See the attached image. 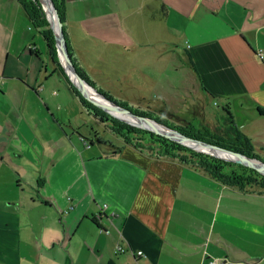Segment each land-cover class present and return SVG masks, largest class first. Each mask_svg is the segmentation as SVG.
Wrapping results in <instances>:
<instances>
[{
    "label": "crops",
    "instance_id": "obj_1",
    "mask_svg": "<svg viewBox=\"0 0 264 264\" xmlns=\"http://www.w3.org/2000/svg\"><path fill=\"white\" fill-rule=\"evenodd\" d=\"M65 18L114 97L214 125L216 98L264 153V0H66ZM34 36L0 0V264H264V191L87 141L93 116Z\"/></svg>",
    "mask_w": 264,
    "mask_h": 264
},
{
    "label": "trees",
    "instance_id": "obj_2",
    "mask_svg": "<svg viewBox=\"0 0 264 264\" xmlns=\"http://www.w3.org/2000/svg\"><path fill=\"white\" fill-rule=\"evenodd\" d=\"M53 1L57 6L59 15L63 22V30L67 41L68 51L77 73L85 81L94 86L99 92L104 94L108 99L129 108L136 114L153 118L160 123L168 125L169 127L178 129L188 136L217 144L219 146L244 153L251 157H257L264 161V153L256 152L250 138L236 125L228 104L224 103L222 105V113H216L217 121L214 128H211L207 124L200 121L195 123V120H190L187 125L180 126L155 112L141 109L125 100L117 99L110 92L104 90L99 84H97V82L83 66L70 41L68 30L65 26V0ZM18 2L28 15L32 27L36 28L43 35L50 56L53 61L56 62L57 68L61 72L62 76L69 83L71 92L77 97L82 108L92 115L93 118L104 123L109 130L119 136L124 143L130 144L140 151L147 152L149 155L154 157L172 158L184 163H191L194 166L203 169L206 173L218 181L229 186L238 187L245 191H264V174L260 173L256 169L241 163L230 162L206 153L194 151L188 146L169 139L161 134L121 122L85 98L72 84L62 68L58 58L55 34L40 1L18 0ZM190 64L195 72L198 73L197 66L192 56H190ZM262 150L264 151V148Z\"/></svg>",
    "mask_w": 264,
    "mask_h": 264
},
{
    "label": "water",
    "instance_id": "obj_3",
    "mask_svg": "<svg viewBox=\"0 0 264 264\" xmlns=\"http://www.w3.org/2000/svg\"><path fill=\"white\" fill-rule=\"evenodd\" d=\"M39 1H40L41 5H42L44 11L47 12L46 14H47V16L50 19L51 27H52V29H53V31L55 33L56 40H57L56 41L57 49H58V52H59L60 57H61V64H62L63 70L65 71L67 77L72 82V84L80 91V93L85 98H87L89 101L93 102L95 105L99 106L104 111H106L107 113L111 114L112 116L118 117L117 115L114 114L113 110H111L110 108L102 105L101 103L97 102L96 100L92 99L86 92H84L82 86L79 84V82L75 78H78V79L82 80L83 82H85L86 84H88L90 87H93L104 99H106L110 103H113L117 109L126 111V112L130 113L131 115H133L134 117H136L137 122L135 124L129 122L128 120H125V119L119 117V118L123 119L124 121H126L127 123H131L133 125H136L139 128L150 130V131H152L154 133H157V134H161V135H163V136H165V137H167L169 139L177 141V142H179L181 144H184V145H186V146H188L190 148L202 151V152H204L206 154H209V155H212V156H215V157L227 160V161H233V162H236V163H241V164L246 165L248 167L254 168L257 171H259L260 173L264 174V170L262 168H260L256 163L246 162V161L241 160L239 158V156H242V157L247 158V159H249L251 161L260 162V163H262L264 165V161H262L261 159H259L257 157H251V156L246 155L244 153H241V152H238V151H235V150H232V149H228V148H225V147H222V146H219L217 144H213V143L201 140V139H197V138L188 136V135L182 133L181 131H179V130H177L175 128L169 127L168 125H165L163 123L158 122L157 120H155L153 118L136 114L132 110H130L129 108H127V107H125L123 105H120V104H118L116 102H113L110 99H108L104 94L99 92L94 86H92L87 81H85L77 73V71H76V69H75V67H74V65L72 63L69 51H68L67 41H66V38H65L64 30H63V22L61 20V17L59 15V12H58V9H57V6L55 5L54 1L53 0H39ZM45 1L50 6L52 15L54 17V22L56 23V26L54 25L53 21L51 20V18L49 16V13H48V11L46 9V6H45ZM68 67H70V69H71V71L73 72L74 75H71V72H69ZM141 119H148L150 121H154L155 123H157L158 125H161L166 130H159V129H155V128L147 126V125H143L141 123ZM169 131L179 134L180 137L173 136ZM190 141L191 142H195L197 144H200L201 146L209 147V148H212V149H215V150L224 151V152H230V153H232L234 155V159H227V158H224V157H222L220 155L215 154L212 151L201 150V149L195 148L193 145H191Z\"/></svg>",
    "mask_w": 264,
    "mask_h": 264
},
{
    "label": "rangeland",
    "instance_id": "obj_4",
    "mask_svg": "<svg viewBox=\"0 0 264 264\" xmlns=\"http://www.w3.org/2000/svg\"><path fill=\"white\" fill-rule=\"evenodd\" d=\"M66 1V0H65ZM49 12V11H48ZM47 12L45 11V14ZM46 17L48 18V20L50 21L49 17L47 16L46 14ZM51 25V24H50ZM65 26H66V22H65ZM52 28V27H51ZM34 29V32H35V36H34V41L40 46H42L44 52L48 51L47 49V44H46V41L43 37V35L36 29V28H33ZM54 32V31H53ZM55 34V33H54ZM56 38V36H55ZM57 41V40H56ZM56 47H57V44H56ZM57 52H58V49H57ZM58 58H59V61L61 63V57H60V54L58 52ZM62 65V64H61ZM63 68V67H62ZM65 72V71H64ZM58 73H61L59 70H58ZM66 74V73H65ZM62 75V74H61ZM95 99V98H93ZM156 101V100H155ZM147 102H152L154 103V101H142V105H145L148 104ZM184 102V101H183ZM225 103V102H224ZM222 102H220V100L218 101V99L214 98L210 103L209 105L206 104V108L208 110V112L210 113V117L209 119L212 121L213 118H214V115L213 114H216V113H222L223 111V108H222V105L224 104ZM144 106V107H145ZM144 110H148V109H145L143 108ZM151 111V110H149ZM106 112V111H105ZM152 112H155L157 113L158 115H161L162 117H165V118H168L170 119L171 122L175 123V124H178L180 126L182 125H187L188 122H190V120H195L194 122L197 123L198 121L204 123V124H207L208 126H210L211 128H214V123L213 122H209L207 121L205 118H202V116L200 115H195L193 116L192 118L190 119H184L182 117H177V118H173V117H170L167 113L164 112V114H161L159 113L160 111H152ZM214 112V113H213ZM80 115H78V120H85L83 123L86 124L87 122V125L81 129V131L83 132V134H85V136L87 137V141H93L94 145H99V144H103V143H111V144H118V143H123V141L121 140V138L119 136H117L115 133L111 132L109 130V128L102 122H100L99 120H96L95 118L94 119H90V122L88 123L87 119H89L88 117H91V116H88L85 112L83 113H79ZM109 114V113H108ZM111 115V114H110ZM187 114H183V117L186 116ZM114 118H116L117 120L121 121V122H124V123H127L126 121H124L123 119L119 118V117H116V116H113ZM77 120V121H78ZM147 120V119H146ZM149 121L150 123H154L153 121H150V120H147ZM129 125H132V126H135L137 127L136 125H133L131 123H127ZM81 125H79V128H80ZM178 130V129H177ZM184 145V144H183ZM95 147H99V146H95ZM190 148V147H189ZM192 150L194 151H197V152H202V151H199V150H196V149H193L191 148ZM204 153V152H202ZM230 162H233V161H230Z\"/></svg>",
    "mask_w": 264,
    "mask_h": 264
},
{
    "label": "bare ground",
    "instance_id": "obj_5",
    "mask_svg": "<svg viewBox=\"0 0 264 264\" xmlns=\"http://www.w3.org/2000/svg\"><path fill=\"white\" fill-rule=\"evenodd\" d=\"M45 6H46L47 11H49L48 13H49V16H50L51 20L53 21L54 25L56 26V23L54 22V17L52 15V12H51V9H50V6H49V4L46 1H45ZM68 69H69V72H71V75H74L73 72L71 71L70 67H68ZM75 79L82 86L84 92H86L92 99L95 98L94 100H96L97 102L101 103L102 105H104V106L110 108L111 110H113L115 115H117L118 117H121V118H123L125 120H128L129 122L134 123V124L137 122L136 117H134L133 115H131L130 113H128L126 111L117 109L113 103H110L109 101L104 99L93 87H90L88 84H86L85 82H83L82 80H80L78 78H75ZM147 120L146 119H141V123L143 125H147V126L155 128V129L166 130L161 125H158L154 121H153L154 123H150ZM169 132L175 137H180V135L175 133V132H171V131H169ZM190 143L195 148H198V149H201V150L212 151L215 154L220 155V156H222L224 158H227V159H234V155L232 153H230V152H224V151L215 150V149H212V148H209V147L201 146L200 144H197V143L191 142V141H190ZM239 158L241 160L246 161V162L256 163L260 168H262L264 170V165L262 163H260V162H254V161H251V160H249L247 158H244L242 156H239Z\"/></svg>",
    "mask_w": 264,
    "mask_h": 264
},
{
    "label": "built area",
    "instance_id": "obj_6",
    "mask_svg": "<svg viewBox=\"0 0 264 264\" xmlns=\"http://www.w3.org/2000/svg\"><path fill=\"white\" fill-rule=\"evenodd\" d=\"M258 55H259L262 59H264V52H263L262 49H259V51H258ZM117 248H118V250H123V248H122L121 246H119V245L117 246ZM137 254H138L139 256H144V255H145L144 251H142V250H138V251H137ZM210 264H216L215 260L210 261Z\"/></svg>",
    "mask_w": 264,
    "mask_h": 264
}]
</instances>
